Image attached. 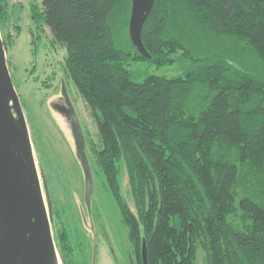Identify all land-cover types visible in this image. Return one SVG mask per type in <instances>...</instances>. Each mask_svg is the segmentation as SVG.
Here are the masks:
<instances>
[{"label":"trees","instance_id":"1","mask_svg":"<svg viewBox=\"0 0 264 264\" xmlns=\"http://www.w3.org/2000/svg\"><path fill=\"white\" fill-rule=\"evenodd\" d=\"M131 6L43 0L34 14L66 49L134 264L144 242L148 264H264V0H156L150 59L131 41ZM55 239L63 264H88L67 227Z\"/></svg>","mask_w":264,"mask_h":264},{"label":"rangeland","instance_id":"2","mask_svg":"<svg viewBox=\"0 0 264 264\" xmlns=\"http://www.w3.org/2000/svg\"><path fill=\"white\" fill-rule=\"evenodd\" d=\"M42 1L8 0V21L6 26L0 27V32L6 42L8 68L29 126L45 202L47 207L48 203L52 205L53 238L64 226L70 230L73 243L83 242L88 264H93L94 242L96 264H132L127 229L121 223L120 213L105 189L104 181L95 174L92 143L97 142L98 129L74 85L66 81V49L54 45L49 29L39 16L35 18L34 10L43 12ZM153 72L162 77H174L178 68L163 67L153 69ZM62 81L86 135V150L94 180L91 217L84 200V172L71 124L53 106L58 103ZM124 190L132 203L126 183Z\"/></svg>","mask_w":264,"mask_h":264},{"label":"water","instance_id":"3","mask_svg":"<svg viewBox=\"0 0 264 264\" xmlns=\"http://www.w3.org/2000/svg\"><path fill=\"white\" fill-rule=\"evenodd\" d=\"M155 2L132 0L131 6L130 38L148 59L150 55L142 41V33ZM62 90L69 106L71 131L84 172V200L91 217L94 180L86 138L64 81ZM52 222V205L48 203L47 207L45 202L29 126L8 68L0 32V264H63L53 238ZM94 244L92 260L96 264ZM142 258L143 264H148L145 242Z\"/></svg>","mask_w":264,"mask_h":264},{"label":"flooded vegetation","instance_id":"4","mask_svg":"<svg viewBox=\"0 0 264 264\" xmlns=\"http://www.w3.org/2000/svg\"><path fill=\"white\" fill-rule=\"evenodd\" d=\"M62 87H63V81L61 83V88H60L61 92H60V97H59L58 103L57 104H54L53 106H54L55 110L58 113L63 114L68 119V121L70 123L71 122L70 113L68 112L69 111V106H68V103H67V101H66V99L64 97ZM66 90H67V87H66ZM68 94H69V92H68ZM69 98H70V96H69ZM70 101H71V99H70ZM73 106H74V104H73Z\"/></svg>","mask_w":264,"mask_h":264}]
</instances>
